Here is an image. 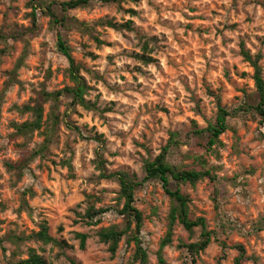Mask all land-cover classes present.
I'll list each match as a JSON object with an SVG mask.
<instances>
[{
    "label": "rangeland",
    "instance_id": "374dc122",
    "mask_svg": "<svg viewBox=\"0 0 264 264\" xmlns=\"http://www.w3.org/2000/svg\"><path fill=\"white\" fill-rule=\"evenodd\" d=\"M66 1L0 0V239L28 236L45 223L62 243L27 241L18 256L4 241L0 264L26 258L29 248L50 264H139L127 237L114 253L99 241L102 228L122 226L124 218L119 185L99 177L97 162L100 157L106 173L141 180L144 161L158 155L171 133L185 144L171 150L169 166L210 169L218 194L214 201L207 180L178 186L190 198L189 218H204L212 237L204 251L191 255L184 246L198 242L201 231L189 237L176 223L163 250L166 264H235L239 246V264H264V122L254 110L253 70L240 54L243 44L252 57L260 55L264 80V0H94L64 11L59 4ZM48 5L63 25H52L42 13ZM104 21L130 22L131 29L102 26ZM57 34L80 67L89 88L85 100L97 112L72 106L66 96L57 102L44 97L72 86ZM143 54L153 61L144 64L137 57ZM217 100L230 112L240 110L227 119L235 132H225L212 149L206 134L186 141L192 130L214 124ZM24 106H40L43 113L38 130L21 134L15 126L34 120ZM135 207L143 216L138 237L147 264H159L171 207L161 182L138 188ZM102 208L110 211L86 225L87 211ZM76 233L88 237L83 250Z\"/></svg>",
    "mask_w": 264,
    "mask_h": 264
},
{
    "label": "trees",
    "instance_id": "16d2710c",
    "mask_svg": "<svg viewBox=\"0 0 264 264\" xmlns=\"http://www.w3.org/2000/svg\"><path fill=\"white\" fill-rule=\"evenodd\" d=\"M91 1L94 0H69L59 4L61 9L64 11L74 10L81 7L87 6ZM104 3H118L119 0H99ZM32 25L36 24V8L32 6ZM47 17L50 18V23L52 25H63L64 19L57 18L56 15L51 11V6H47L43 11ZM102 26H107L113 29H131L130 22H126L124 25H118L112 21L102 22ZM94 42L97 46H101L103 42L98 39V37L92 36ZM152 41L151 39H149ZM57 50L62 54L68 61V76L72 83V86L64 87L63 89L44 94L47 99H52L57 102L60 97L66 96L70 99L72 106H79L86 111L97 112L98 109L90 101L85 100L87 91L89 90L84 78L80 75V67L75 64L72 58L70 49L66 46L62 37L57 34ZM141 51L145 54L149 52L148 50V40L142 43ZM137 56L144 64H149L152 62V58L144 56ZM240 54L243 60L248 63L253 70V81L258 96V102L254 107V110L260 116L261 121L264 122V80L262 78V70L259 65L260 55L252 57L250 53L244 48V45H240ZM240 110L229 111L221 106L219 100H217V115L214 124L208 125L205 129L199 130L194 129L191 133L185 135L186 141L189 139L190 135H207V146L208 149H212L214 146L220 145V137L227 131H233L228 125L227 119L231 116L236 115ZM22 112H32L34 120L31 123H24L20 126H15L18 133L25 134L28 131H35L40 128V122L42 119L43 110L40 106L30 107L24 106ZM179 133H171L166 144L161 148L158 155L153 160H145L143 164L144 176L141 180H137L135 177H130L127 173L122 171H117L113 173H106L104 168V163L99 157L97 162V169L99 171V177L103 179H114L119 185L118 199L123 202L122 208L118 211V214L124 218L122 226H111L109 228H102L97 236L99 241L107 244L109 251L114 253L116 251L118 243L127 237L128 242H133L135 244L134 260H138L139 264H147V255L145 251L140 246V240L138 235L140 234L141 228L143 226V216L142 213L135 207V192L138 188L142 187L145 183L151 180H158L161 182L162 188L165 194L171 200V207L168 214V225L164 238L160 242V247L157 252V260L159 264H166L164 260L163 250L166 246L171 244L173 236V228L177 223L182 226V228L187 232L189 237L194 235L196 228H199L200 239L196 243L188 244L185 247L186 251L191 255H196L199 252L204 251L211 243L212 232L208 230L207 224L204 218L198 217L196 219L189 218V204L190 198L183 195L179 189V185L190 184L195 186L197 183L207 180L209 184L212 185L211 193L212 198L215 201L217 197V190L214 187L216 182V176L210 171V169L202 170H175L167 163L168 155L171 150L178 148L180 145L185 144L180 142ZM45 148V145L42 147ZM10 167V165H8ZM170 180L176 183V188H170ZM109 208L102 209H90L85 214L87 221L86 225L92 226L100 222V217L105 213L109 212ZM76 239L79 241V249L83 250L87 240V235L82 233L75 234ZM40 242L44 245H52L58 248H62V243L57 241L55 238L49 235L48 227L45 223L40 225V229L36 233H32L28 236H8L6 239H0V247L4 241L9 242L15 246L14 255H21L19 250L20 246L27 241ZM224 244H221L223 246ZM240 256L236 259L235 264H239L240 260L243 258L244 250L242 247H238ZM11 264H50L46 262L40 255H38L34 249L29 248L27 250L26 258L18 260L16 263ZM254 264H257V260L254 259Z\"/></svg>",
    "mask_w": 264,
    "mask_h": 264
}]
</instances>
